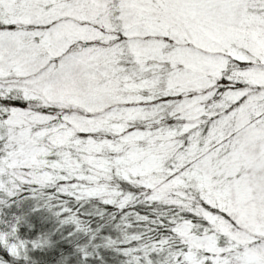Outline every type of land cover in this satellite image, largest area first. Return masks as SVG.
Here are the masks:
<instances>
[{
  "label": "snow or ice",
  "instance_id": "snow-or-ice-1",
  "mask_svg": "<svg viewBox=\"0 0 264 264\" xmlns=\"http://www.w3.org/2000/svg\"><path fill=\"white\" fill-rule=\"evenodd\" d=\"M0 264H264V0H0Z\"/></svg>",
  "mask_w": 264,
  "mask_h": 264
}]
</instances>
